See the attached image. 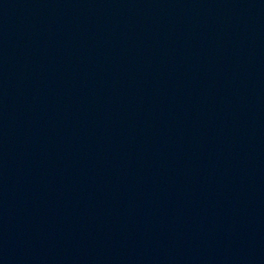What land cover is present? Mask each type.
I'll use <instances>...</instances> for the list:
<instances>
[{
    "label": "water",
    "instance_id": "95a60500",
    "mask_svg": "<svg viewBox=\"0 0 264 264\" xmlns=\"http://www.w3.org/2000/svg\"><path fill=\"white\" fill-rule=\"evenodd\" d=\"M0 264H264V0H0Z\"/></svg>",
    "mask_w": 264,
    "mask_h": 264
}]
</instances>
